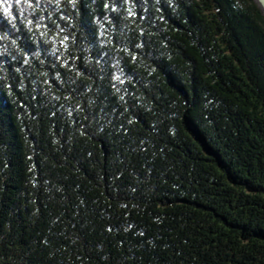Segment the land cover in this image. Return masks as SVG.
Returning <instances> with one entry per match:
<instances>
[{
    "label": "trees",
    "instance_id": "16d2710c",
    "mask_svg": "<svg viewBox=\"0 0 264 264\" xmlns=\"http://www.w3.org/2000/svg\"><path fill=\"white\" fill-rule=\"evenodd\" d=\"M0 264H264L254 0H0Z\"/></svg>",
    "mask_w": 264,
    "mask_h": 264
},
{
    "label": "water",
    "instance_id": "95a60500",
    "mask_svg": "<svg viewBox=\"0 0 264 264\" xmlns=\"http://www.w3.org/2000/svg\"><path fill=\"white\" fill-rule=\"evenodd\" d=\"M264 12V0H254Z\"/></svg>",
    "mask_w": 264,
    "mask_h": 264
},
{
    "label": "snow or ice",
    "instance_id": "6c2138e0",
    "mask_svg": "<svg viewBox=\"0 0 264 264\" xmlns=\"http://www.w3.org/2000/svg\"><path fill=\"white\" fill-rule=\"evenodd\" d=\"M71 2H72L73 4H75L76 0H71ZM65 39H66V38H65Z\"/></svg>",
    "mask_w": 264,
    "mask_h": 264
}]
</instances>
